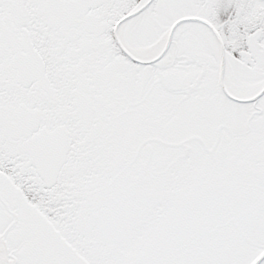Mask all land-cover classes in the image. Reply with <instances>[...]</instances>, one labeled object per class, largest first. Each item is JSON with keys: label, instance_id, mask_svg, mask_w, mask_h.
<instances>
[{"label": "snow or ice", "instance_id": "snow-or-ice-1", "mask_svg": "<svg viewBox=\"0 0 264 264\" xmlns=\"http://www.w3.org/2000/svg\"><path fill=\"white\" fill-rule=\"evenodd\" d=\"M0 264H264V0H0Z\"/></svg>", "mask_w": 264, "mask_h": 264}]
</instances>
